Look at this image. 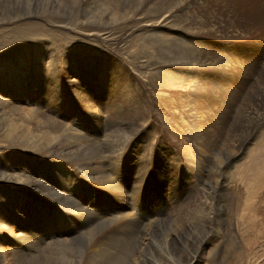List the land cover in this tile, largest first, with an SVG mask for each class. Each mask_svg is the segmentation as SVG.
I'll return each mask as SVG.
<instances>
[{
    "label": "rangeland",
    "instance_id": "374dc122",
    "mask_svg": "<svg viewBox=\"0 0 264 264\" xmlns=\"http://www.w3.org/2000/svg\"><path fill=\"white\" fill-rule=\"evenodd\" d=\"M188 5L191 11L187 8ZM167 16H169L167 26L166 23L160 22L159 25H155L148 22L150 18L158 17L161 20ZM261 18H264V0H0V31L3 29L4 34L9 36L21 29L18 31V36L16 35L18 40L14 48L2 58L4 59L2 63L18 69L20 61L25 60L23 73L18 74V77L25 75L31 87L34 83L38 92V97L33 99L31 104H27L29 106L26 107L27 111L22 103L19 104L24 97L18 96L17 88L15 90L8 82L0 88L4 92H9L8 94L16 93L18 98L13 101L6 100L4 106L9 107L5 110L3 106L5 111L0 114V134H3L0 137L3 136L1 141L3 140L2 145L5 150L1 155L4 177L0 181V189L13 193L18 199L22 196L23 199L17 206V209L21 210L19 212L21 217L15 223L19 222L18 224L25 229V236L32 237V220L35 217L32 215L38 211L35 206L33 208V204L42 203L40 208L46 213L43 215L38 211L41 214H37L40 216L38 219L40 223H47L45 225L55 229L66 224V221L61 219L66 217L65 213L62 210L56 212L53 203L43 201L42 193L45 191L39 186L38 171L44 166L43 164L60 160L62 151L66 149L65 140L68 138V132L75 133L78 130L88 132L98 125L99 119H104L108 125L114 127L113 131L106 135L105 148L108 150L115 148L110 147L108 142L122 144L121 159L117 163L123 168L120 179L122 182L129 179L131 181L130 186L127 182L126 185L123 184L117 196L112 192L111 194L99 192L105 199L100 200L102 201L100 206H110L108 208L111 210L129 203L130 214L134 218L140 220L142 215L140 210L144 208V213L149 215V221L159 222L158 226L152 227L154 230L151 228L153 234L148 240L152 241V247L146 250L145 259L152 260L151 255L155 253L158 255L159 251L163 250L165 235L171 233L176 223L186 221L194 223L203 220L202 216L199 217L197 206L201 199L202 185L207 180L216 182V191L213 193L214 206L211 210L213 214L210 217L207 234H200L199 230L193 227L196 240L201 242L195 255H190L195 259L193 264H264V201L260 202L262 198L264 199V190H258L257 195L249 197L250 187L247 190L242 184L247 182L244 176L247 173L248 163L251 164L253 157L261 158V160L257 158L258 164L264 162L262 159L264 158V21L262 22ZM205 19L211 22L218 33L209 34L205 29L207 34L190 35L194 34L192 30L197 28L199 23L206 21ZM17 45L20 47H16ZM201 47L202 50H199ZM196 53L197 55L204 53V56L212 53L214 57L220 58L218 61L210 60L214 66L209 63V72L204 76L207 81V92L215 93L213 100L217 98V101L214 106L204 105L203 109H198L195 105L196 111L192 113L194 116L189 114L187 122L182 123L177 118V114L184 103L181 95L184 91L183 86H186L189 79L187 78L186 81L180 79L183 70L179 67H183L189 59L196 57L200 60ZM100 82L102 85L99 84ZM98 88L101 89L100 94L97 93ZM84 96L88 98L85 105L81 103ZM221 101H228L226 109ZM62 104L66 106L65 109L62 108L64 107ZM171 104H174L173 107ZM221 107L223 111L219 110ZM236 109L242 112L246 110V112H254L256 116L254 125L249 127L246 122H242L239 130L233 134L235 137L232 135L227 139L225 136L228 133L227 129H231L227 122L237 115ZM82 112L83 116L80 114ZM93 113L94 116L91 117ZM38 116L39 118H36ZM207 116L209 120L206 119ZM188 124H196L195 128L202 127L205 133L208 131L206 135L212 140L213 148L217 142L220 143L221 150L224 142L227 144L223 145V148L226 145L229 150L225 151L226 161L219 174L211 159L208 165L204 163L203 169L199 170L196 176L183 175L184 163L187 161L182 149L184 144L179 138L184 129H187L185 125ZM16 136L18 138L14 139L13 137ZM87 136L91 138L89 134ZM193 141L195 140L187 142L189 148L192 144H196V141ZM25 149H28L27 152ZM137 152L140 155H136ZM21 158L24 159L22 172L18 169V162L10 164L11 160ZM18 176L20 180L15 182ZM221 184H225L223 189ZM74 186L66 187L62 196L66 194L65 197L73 201L79 193V198L85 202V207H89L92 211L96 210L99 200L92 193L93 199L89 200L88 184H83L85 189L82 187L80 190L77 188L79 186ZM70 200H68L69 204L72 203ZM59 202L69 206L65 199ZM0 207L8 209L3 202H0ZM255 210L258 212L256 213ZM95 215L99 216V213ZM70 222L73 232L68 234L67 241L53 242V245H48L46 229H39L41 236L38 238L39 244L33 243L31 249L33 252L27 257L22 254L18 243L6 237L7 264H69L81 252L87 251L86 242L91 238L94 230L98 232L101 228L107 230L106 223H103L102 219L91 224L82 218L74 217ZM18 233V229L15 228L14 235ZM108 233L111 237L117 234L120 238L126 234L114 227H108ZM193 236L188 243L187 241L181 243L179 240L169 247L172 259L178 261L183 248H186L188 253H193V249L188 247L194 242ZM38 245L41 249H37ZM133 245L134 243L131 246ZM157 255L154 262L152 261L153 264H162V260L156 261ZM175 261L166 264H174Z\"/></svg>",
    "mask_w": 264,
    "mask_h": 264
},
{
    "label": "bare ground",
    "instance_id": "6f19581e",
    "mask_svg": "<svg viewBox=\"0 0 264 264\" xmlns=\"http://www.w3.org/2000/svg\"><path fill=\"white\" fill-rule=\"evenodd\" d=\"M256 4V3H255ZM206 5V4H204ZM215 5V4H214ZM180 6V5H179ZM185 6V5H184ZM180 8V7H179ZM187 8L191 11L190 9V5L187 6ZM187 8H185L187 10ZM193 8V7H192ZM184 9V10H185ZM181 10V9H179ZM188 10V11H189ZM193 10V9H192ZM199 10V9H198ZM189 11V12H190ZM188 12V15H190ZM230 12V11H229ZM159 13V12H158ZM163 13V12H162ZM151 14V13H150ZM165 14V13H164ZM213 14V13H212ZM89 15V14H88ZM106 15V14H105ZM161 15V14H160ZM191 15H194L193 13H191ZM215 15V14H214ZM94 17V16H93ZM162 18V17H161ZM194 18H196L194 16ZM95 19V18H94ZM169 19V16H167L164 19L160 18L158 19V17L155 18H150V20L148 22H151L155 25H159L160 22L161 24H164L167 22V20ZM189 20V19H188ZM197 20V19H195ZM206 20V19H205ZM262 22L264 21V18H261ZM190 21V20H189ZM194 21V20H193ZM147 22V21H146ZM211 22L207 19L206 21H203L201 23H199V26L197 28H194L192 31L194 34H190V35H194L195 33H206L205 29H207V31L209 32V34L211 33H215L217 32L216 28L210 24ZM168 24L166 23L165 26H167ZM188 26V25H187ZM163 27V26H162ZM149 28V27H148ZM166 28V27H164ZM168 28V27H167ZM185 28V27H184ZM18 29V28H16ZM1 30V29H0ZM21 29H18V31H20ZM84 30V29H83ZM88 30V29H87ZM148 30V29H147ZM158 30V28H157ZM3 31V29H2ZM0 31V88L1 86H4V83L6 85V82H8L10 85L13 86V88L16 90V92H18V96H23L24 100L23 101H19V104L22 103V106H24V108L29 107L27 106V104H31L32 100L35 99L36 97H38L36 92V87L35 84L32 83L34 86L31 87L30 83L27 81V77L24 76H20L18 77V74L23 73V66L24 63L26 62L25 60H21L19 63V67H17L18 69H16L15 67H13L12 65L7 66L4 65L2 62L4 61V59H2L5 55H7L6 53H10V51L14 48L16 41L18 40V38H16V35L18 36V31H14L12 34H10L9 36L5 33L4 31L2 32ZM11 31V30H10ZM179 31V30H178ZM6 32V31H5ZM26 32V31H25ZM90 32V31H87ZM95 32V31H94ZM183 32V31H182ZM187 32V31H186ZM154 33V32H153ZM166 33V32H165ZM218 33V32H217ZM28 34V33H26ZM164 34V33H163ZM186 34V33H185ZM207 34V33H206ZM216 34V33H215ZM221 34V33H220ZM7 35V36H6ZM189 35V36H190ZM197 35V34H196ZM29 36V34L27 35ZM165 36V35H164ZM163 36V37H164ZM193 36V37H194ZM20 37V36H19ZM160 37V36H159ZM162 37V38H163ZM169 37V36H168ZM173 38V36H172ZM181 38V37H180ZM190 38V37H189ZM167 39V37H166ZM164 39V40H166ZM171 39V38H170ZM174 39V38H173ZM172 39V40H173ZM184 39V38H183ZM21 40V39H20ZM177 40V39H175ZM174 40V42H175ZM195 40V39H194ZM46 41V40H45ZM53 42V41H52ZM167 42V41H166ZM180 41L178 40L177 43H179ZM182 42V41H181ZM186 41H184L185 43ZM167 44V43H166ZM188 44V43H187ZM174 45V44H173ZM183 45V43L181 44ZM180 45V47H181ZM192 45V44H189ZM188 45V46H189ZM34 46V45H32ZM16 47H20V45L16 46ZM74 48V47H73ZM203 47H201L199 50H202ZM71 49V48H70ZM69 49V50H70ZM75 49V48H74ZM19 52V51H18ZM12 53H14V51H12ZM25 53V52H24ZM33 53V52H32ZM70 53V52H69ZM181 53V52H180ZM188 53V52H187ZM193 53V52H192ZM207 53V52H205ZM74 54V53H73ZM204 54V53H203ZM203 54L199 53L197 56L200 57L199 59H196V57L194 59H189L188 63L186 62L185 65L183 67H179L180 70H183L181 77L180 78L182 81H186V79H189V82L186 84V86L184 87V91L181 94L182 95V100H183V105H181L180 109L178 110V114H177V118L182 122V123H186V119L189 118V114L190 116L192 115V113H194L196 111L195 105L198 109H203L204 105H213L216 104L217 98L215 100H213V96L214 94H211V92H207V81L205 80L204 76L209 72V63L210 60L213 59H220L217 57H214L212 53H209V55L206 54V56H204ZM31 55V54H30ZM44 56V54H43ZM192 56V55H191ZM20 57V56H19ZM68 57V56H67ZM81 57V56H80ZM91 57V56H90ZM193 57V56H192ZM7 58V57H6ZM64 58V57H63ZM62 58V59H63ZM61 59V60H62ZM69 59V57H68ZM96 59V58H94ZM187 59V57H186ZM202 59V60H201ZM78 60V59H77ZM224 61V60H222ZM70 62V61H69ZM74 62V60H73ZM79 62V60H78ZM97 62V61H96ZM18 63V62H17ZM50 63V62H49ZM75 63V62H74ZM110 63V62H109ZM225 63V62H224ZM15 64V63H14ZM64 64V63H63ZM83 64V63H82ZM102 64V63H101ZM41 65V64H40ZM71 65V64H70ZM210 65H212L210 63ZM220 65V64H219ZM31 66V65H30ZM29 66V68H30ZM45 66V65H44ZM47 66V65H46ZM79 66V65H78ZM214 66V64L212 65ZM231 66V65H230ZM70 67V66H69ZM74 67V66H71ZM76 67V66H75ZM177 67V68H178ZM220 67V66H219ZM98 68V67H97ZM100 68V67H99ZM213 68V67H211ZM72 69V68H71ZM95 69V68H94ZM103 69V68H102ZM101 69V70H102ZM218 69V68H217ZM73 70V69H72ZM77 70V69H76ZM112 70V69H111ZM228 70V69H227ZM26 72V71H25ZM243 72V71H242ZM103 72H101L102 74ZM233 73V72H232ZM93 74V73H92ZM212 74V73H211ZM79 75V74H78ZM96 75V74H95ZM99 75V74H97ZM180 76V75H179ZM29 77V76H28ZM39 77V76H38ZM42 77V76H41ZM83 77V76H82ZM81 77V78H82ZM85 77V76H84ZM99 77V76H98ZM36 78V77H35ZM34 78V79H35ZM40 78V77H39ZM18 79H19V83H18ZM30 79V78H29ZM38 79V78H37ZM41 79V78H40ZM94 79V78H93ZM96 79V78H95ZM105 79V78H104ZM115 79V78H114ZM113 79V80H114ZM179 79V80H180ZM45 80V79H44ZM63 80V79H62ZM74 80V79H73ZM80 80V79H79ZM83 80V79H82ZM31 81V80H30ZM38 81V80H37ZM94 81V80H93ZM97 81V80H95ZM36 82V81H35ZM42 85L43 84V81ZM65 81H63L64 83ZM109 82V81H108ZM39 83V82H38ZM26 84V86H25ZM28 84V85H27ZM65 84V83H64ZM67 84V83H66ZM101 84V82L99 83ZM106 84V83H105ZM41 85V84H40ZM55 85V84H54ZM53 85V86H54ZM63 85V84H62ZM72 85V84H71ZM95 85V84H94ZM102 85V84H101ZM100 85V86H101ZM68 86V85H67ZM84 86V85H83ZM92 86V85H91ZM99 86V85H98ZM99 86V87H100ZM41 87V86H40ZM62 87V86H61ZM82 87V86H81ZM90 87V86H89ZM87 88V87H86ZM91 88V87H90ZM93 88H95L93 86ZM211 88V87H210ZM45 89V87H44ZM64 89V88H63ZM99 89V88H98ZM9 90V89H8ZM58 90V89H57ZM68 90V89H67ZM73 90V89H72ZM103 90V89H102ZM87 91V90H86ZM101 91V89H99V91L97 92L98 94H100L99 92ZM174 91V90H173ZM40 92V91H39ZM68 92V91H67ZM75 92V91H74ZM89 92V91H88ZM91 92V91H90ZM9 93V92H8ZM7 92H4L3 90L0 89V114L1 112L5 111L7 107L5 108L4 103H7L6 100H11L13 101L14 99H18L17 98V94L13 93V94H8ZM73 92H71L72 94ZM79 93V92H78ZM92 93V92H91ZM104 93V92H101ZM70 94V95H71ZM80 94V93H79ZM95 94V93H94ZM105 94V93H104ZM103 94V95H104ZM178 94V93H177ZM68 95V94H66ZM86 95V94H85ZM96 95V94H95ZM221 95V94H220ZM99 96V95H98ZM105 96V95H104ZM179 96V95H178ZM217 96V95H216ZM62 98V97H60ZM65 98V97H64ZM70 98V97H69ZM75 98L77 99V96H75ZM97 98V97H96ZM106 98V97H105ZM179 98V97H178ZM215 98V97H214ZM224 98V97H223ZM54 99V98H53ZM67 99V98H66ZM84 105L88 102V98L84 96V98L81 99ZM97 100V99H96ZM106 100V99H105ZM181 100V101H182ZM228 100V98H227ZM232 100V99H230ZM43 101V100H42ZM69 101V100H68ZM67 101V102H68ZM71 101V100H70ZM99 101V100H98ZM101 101V100H100ZM219 101V100H218ZM34 102V101H33ZM62 102V101H61ZM60 102V103H61ZM66 102V101H65ZM95 102V101H94ZM180 102V101H179ZM223 106L225 105V109H226V105L228 104V101H221ZM231 102V101H230ZM64 103V102H63ZM71 103V102H70ZM234 103V102H231ZM56 104V103H55ZM90 104V102H89ZM131 104V103H130ZM180 104V103H179ZM54 105V104H53ZM63 105V104H62ZM66 105V104H65ZM77 105V104H76ZM91 105V104H90ZM94 105V104H93ZM174 105V104H173ZM173 105L171 104V107H173ZM5 110H3L4 108ZM50 106V105H49ZM64 106V105H63ZM69 106V105H68ZM67 106V107H68ZM73 106V105H72ZM87 106V105H86ZM177 105H175L176 107ZM179 106V105H178ZM214 106V105H213ZM244 106V105H243ZM60 107V106H59ZM62 107V106H61ZM84 107V106H83ZM22 108V107H21ZM63 109L66 108V106L62 107ZM81 108V107H80ZM177 108V107H176ZM216 108V107H215ZM219 108V107H218ZM27 109V108H26ZM36 109V108H35ZM101 109V108H100ZM257 109V108H256ZM11 110V109H10ZM95 110V108L93 109ZM219 110L223 111V107H221ZM237 110V109H236ZM28 111V109H27ZM31 111V110H29ZM74 111V110H73ZM85 111V110H84ZM91 111V110H90ZM172 111V110H171ZM220 111V112H221ZM228 111V110H227ZM237 115L234 117L233 120L227 122L229 123V126L231 127V129H227L228 133L226 136L227 139H229V137H231L234 133H236L239 130V127L241 125L242 122H246L247 125L250 127L251 125L253 126V121L256 118L255 113L254 112H242L240 111V109L237 110ZM256 111V110H255ZM9 112V111H8ZM11 112V111H10ZM21 112V111H20ZM41 112V111H40ZM94 112V111H93ZM208 112V111H207ZM259 112V111H258ZM264 112V111H263ZM7 113V112H6ZM39 113V112H36ZM71 113V112H69ZM105 113V112H103ZM214 113V112H213ZM224 113V112H223ZM29 114V113H27ZM26 114V115H27ZM31 114V112H30ZM82 114L81 116H83V112L80 113ZM108 114V113H107ZM175 114V112H174ZM13 115V114H12ZM18 115V114H17ZM23 115V114H22ZM87 115V114H86ZM206 115V114H205ZM208 115V114H207ZM222 115V113H221ZM1 116V115H0ZM5 116V115H4ZM3 116V117H4ZM8 116V113H7ZM10 116V115H9ZM8 116V117H9ZM14 116V115H13ZM12 116V117H13ZM36 116V114H35ZM94 116V113L91 114V117ZM111 116V115H110ZM194 116V115H192ZM218 116V115H217ZM255 116V117H254ZM86 117V116H85ZM103 117V115H102ZM112 117V116H111ZM203 117V116H202ZM211 117V116H210ZM226 117V116H225ZM260 117V116H259ZM262 117V116H261ZM36 118H39L36 117ZM82 118V117H81ZM80 118V119H81ZM208 118V119H207ZM4 119V118H3ZM79 119V120H80ZM87 119V118H86ZM175 119V118H174ZM196 118H194L195 120ZM201 119V118H200ZM207 120H209V116L206 117ZM14 120V119H13ZM12 120V121H13ZM17 120V119H15ZM25 120V119H24ZM57 120V119H56ZM90 120V119H89ZM98 120V117H97ZM193 120V119H192ZM205 120V119H203ZM257 120V119H256ZM11 121V122H12ZM23 121V120H22ZM92 121V120H91ZM141 121V120H140ZM178 121V123L180 122ZM197 121V119H196ZM206 121V120H205ZM227 121V120H226ZM1 122V121H0ZM3 122V121H2ZM10 122V121H9ZM42 122V121H40ZM76 122V121H75ZM194 122V121H192ZM191 122V123H192ZM207 122V121H206ZM221 122V121H220ZM14 123V122H13ZM12 123V124H13ZM39 123V122H38ZM84 123V122H83ZM96 123V122H95ZM112 123V122H111ZM213 123V122H212ZM222 123V122H221ZM220 123V124H221ZM225 123V124H227ZM5 124V123H4ZM24 124V123H23ZM23 124H20L21 126ZM31 124V123H30ZM29 124V125H30ZM33 124V123H32ZM97 124V123H96ZM194 124V123H193ZM193 124H188L185 125L187 126V129L185 128L180 141L182 144H184L183 148L184 149V153L186 154L185 157V161H187L186 163H184V167H183V175L186 177H189V174H192L193 176H196V174L199 173V170L203 169L204 167V163H206L207 165L209 164V161L211 160L214 164L215 167H217V174H219L221 172V167L225 164L226 158H225V151L229 150L228 147H226V143L224 142L225 147L223 148L222 145V150L221 148H219L220 143L217 142L216 145L213 148V143L211 144L212 140H210L206 133L208 132H204L202 131V127L200 128H195V125ZM209 124V122H208ZM223 124V123H222ZM224 124V125H225ZM9 125V124H8ZM39 125V124H38ZM47 125V124H45ZM130 125V124H129ZM11 126V125H10ZM13 126V125H12ZM14 126L16 127L17 125L14 124ZM32 126V125H31ZM35 126V124H34ZM42 126V125H41ZM87 126V125H86ZM92 126V125H91ZM115 126V125H114ZM243 126V125H242ZM6 128L9 126H5ZM13 127V128H15ZM25 127V126H22ZM89 127V126H88ZM181 127V126H180ZM204 127V126H203ZM224 127V126H223ZM11 128V127H10ZM12 128V129H13ZM17 128V127H16ZM29 128V126L27 127ZM58 128V127H57ZM75 128V127H74ZM184 128V127H183ZM40 129V128H39ZM45 129V128H44ZM43 129V130H44ZM114 127L111 125H108V122L106 123L103 120H98V125L91 128L88 132L85 130H78V132H71L70 129L68 132V138L67 140H65L66 142V149L62 151V155L59 157L60 160L52 162V163H46L43 164L44 166L41 168V170L39 169L38 171V176L40 177V182H39V186L40 188L43 189V191H45L44 193V199L43 201L46 202H51L54 205V210L56 212H58L59 210H62L66 217L65 218H61L62 220L64 219V221H66V224L64 225H60L59 229H55V228H49L47 225V223H40V221L38 219H40L38 215H41L38 211L42 212L43 215H46V213H44V211L42 210V208H40V205H35L33 204V208L34 206L36 208H38V211L36 214L33 213L32 216L34 220H32V237H26L25 236V229L22 228L18 223L16 224V220L18 221V219H20L19 217L20 214L19 209H17V206L19 205L20 200H22V196L21 199H18L17 196H15L13 193L11 194L8 193L7 191L1 190L0 189V202L6 203V205L8 206V209L6 210L5 208L3 209V207H0V264H7L6 261V256H5V248L7 245V238H9L11 241L13 240L14 242L18 243V247L20 248V250L23 252L22 254H25L26 257L27 255L30 254L31 249L33 248V243L38 242V238L41 237L39 234L40 230L46 229V235L48 236V240L49 243L48 245H53V242L59 243V242H64L67 241L68 238V234L73 232L71 231L72 227H71V222L70 220H73L74 217H78V218H82L84 220H86L88 223H95L98 222L99 219H102L103 223H106V227L107 230H104L103 228H101L100 232H98V230H94V233L92 234L91 238H89L86 242V246H87V251L85 252H81L78 256H76L73 260L70 261L69 264H153L155 256L157 255L156 253L151 255L149 260L145 259L144 257L146 256L145 252L148 248L152 247V244L150 240H148V237L151 236L153 234V231H151L152 227L158 226L159 222L157 220L154 221H149V215L147 213H144V208H141L140 212H141V217L139 218L140 220L136 219L133 217V215L130 214V206L128 204H122L120 206V208L117 209H109L108 207L110 206H100V203L105 200L104 198H102L99 194V192L102 193H109L115 196H117L120 192V188L124 185H126V182L129 183L130 186V179L126 182H122L120 179V174L122 172V165L119 166L117 163L118 161L121 159V150H122V144H117V142H108V145L110 147H115L111 150H108L107 148H105V142H106V135H108L109 133H111L113 131ZM121 129V128H120ZM205 129V128H204ZM246 129V128H244ZM243 129V130H244ZM4 130V129H2ZM8 130V129H6ZM15 130V129H14ZM21 130V129H20ZM24 130V129H23ZM27 130V129H26ZM25 130V131H26ZM42 130V129H41ZM54 130V129H52ZM56 130V129H55ZM63 130V128H62ZM117 130V128H116ZM125 130V129H124ZM24 131V132H25ZM34 131V130H33ZM39 131V130H38ZM46 131V130H45ZM15 132V131H14ZM21 132V131H20ZM35 132V131H34ZM55 132V131H54ZM64 132V131H62ZM132 132V131H131ZM213 132V131H212ZM219 132V131H218ZM251 132V131H250ZM13 133V132H12ZM17 133V132H16ZM23 133V132H22ZM44 132H41V134H43ZM48 133V132H47ZM50 133V131H49ZM77 133V134H76ZM246 133V130L244 132V134ZM2 134V133H1ZM0 134V135H1ZM11 134V133H10ZM20 134V133H19ZM35 134V133H34ZM87 134H89L91 136V138H88ZM115 134V133H114ZM243 134V133H242ZM251 134V133H250ZM3 135V134H2ZM17 134H14V136ZM26 135V134H25ZM40 135V134H39ZM38 135V136H39ZM45 135V134H44ZM52 135V134H51ZM237 135V134H236ZM20 136V135H19ZM127 136V134H126ZM222 136V135H220ZM219 136V137H220ZM224 136V137H225ZM3 137V136H2ZM0 137V181H2L3 177H4V171H3V167H1L2 164V159H1V155L3 154V150L4 147L2 145V141ZM61 137V136H60ZM223 137V138H224ZM233 137H235L233 135ZM14 139L18 138L13 137ZM39 138V137H38ZM118 138V137H117ZM126 138V137H125ZM222 138V137H221ZM7 139V138H6ZM11 139V137H10ZM29 139V138H28ZM142 139V138H141ZM192 139H194L196 141V144H192V146H190L191 148H189L187 146L188 141H191ZM9 140V139H8ZM13 140V139H12ZM116 140V139H115ZM143 140V139H142ZM223 140V139H222ZM238 140V139H237ZM14 141V140H13ZM20 141V139H19ZM119 141V140H118ZM141 141V140H140ZM193 141V142H195ZM5 142V141H4ZM42 142V141H41ZM223 142V141H222ZM241 142V141H240ZM59 143V142H58ZM120 143V142H119ZM229 144V142H227ZM43 144V143H42ZM231 144V143H230ZM62 145V144H61ZM244 145V144H243ZM138 146V145H137ZM141 146V145H140ZM229 146V145H228ZM23 147V146H22ZM25 147V146H24ZM23 147V148H24ZM59 147V146H58ZM147 147V146H146ZM149 147V146H148ZM151 147V145H150ZM149 147V148H150ZM231 147V146H230ZM21 148V146H20ZM224 149V150H223ZM22 150V149H20ZM27 152L28 149H25ZM134 150V149H133ZM148 150V148H147ZM5 151V150H4ZM18 151V150H17ZM49 151V149L47 150ZM23 152V150H22ZM147 153V152H146ZM227 153V152H226ZM252 153V152H251ZM15 154V153H14ZM145 154V153H144ZM8 155V154H7ZM11 155V154H10ZM16 155V154H15ZM51 155V154H50ZM134 155V154H133ZM136 155H140V153ZM227 155V154H226ZM255 155V154H254ZM257 155V154H256ZM21 156V155H20ZM260 156V155H259ZM17 157V156H16ZM22 157V156H21ZM62 157V158H61ZM262 157V156H261ZM264 157V156H263ZM10 158V157H9ZM254 159H252L251 164L248 163V168H247V173L245 174V180L247 182H242L243 186H245V188L248 190V187H250V191L248 192L249 197H253L256 192L258 190L263 189L264 190V162H260V164H258V159L260 158H256L253 157ZM8 159V158H7ZM6 159V160H7ZM57 159V158H56ZM257 159V162H256ZM264 159V158H262ZM261 160V158H260ZM15 162H18L19 164V171L22 172V168L24 167V159H14L11 160L12 164ZM57 162H59L57 164ZM36 163V162H35ZM205 164V166H206ZM41 165V164H40ZM133 165V164H132ZM229 165V164H228ZM13 166V165H12ZM213 166V167H214ZM26 167V166H25ZM139 167V166H138ZM142 169V167H141ZM145 171V169H143ZM143 170H141V172H143ZM215 170V169H214ZM211 171V170H210ZM220 171V172H219ZM224 171V170H223ZM20 172V173H21ZM24 172V171H23ZM140 172V173H141ZM147 172V171H146ZM145 174V173H144ZM42 175V176H41ZM123 175V174H122ZM144 176V175H143ZM142 176V177H143ZM16 177V176H15ZM19 177V176H18ZM29 177V176H28ZM200 177V175H199ZM243 177H241L242 179ZM25 179V178H24ZM20 177L19 178H15V182H19ZM143 179H141L142 181ZM201 180V179H200ZM239 180V179H238ZM22 181V180H21ZM188 181H190L188 179ZM197 181V179H196ZM14 182V183H15ZM199 182V180H198ZM202 182V181H201ZM72 183V184H71ZM88 184V189L90 192V197L89 200L93 199V196H91V193L96 196L99 200V204L97 205L98 208L96 210H91L89 207L86 208L85 207V202L81 201V198H79V193L78 195H76L73 199V201L70 200L69 197H65L62 196L65 193V188L69 187L70 185H75V186H79L77 187L78 190H80L83 186V184ZM241 183V182H240ZM18 184V183H17ZM200 184V183H199ZM128 185V184H127ZM74 186V187H75ZM91 186V187H90ZM5 187V186H4ZM13 187V186H12ZM203 190L201 192V199L200 202L197 206V210L199 213V217L202 216L203 220L200 219L199 221L196 222H192V221H186L183 223H176L172 230L171 233L165 235V241L163 242L164 244V248L162 251H159V254L157 255V260H162V264H166V263H170L171 261H175L174 259L171 258L170 256V249L169 247H171V245H175L179 240L181 241V243H185V241H189V239L191 238V236H193L194 232H193V227H196L197 230H199L198 233L200 234H207L208 230H209V222L211 220V210L213 208V202H214V198H213V193L216 191V182L214 181H205L204 184L202 185ZM222 189L225 187V184H221ZM19 190V189H18ZM72 191V190H71ZM75 192V191H74ZM119 192V193H118ZM125 192V191H124ZM69 194V193H68ZM124 195V194H123ZM257 195V194H256ZM73 196V194H72ZM6 197V199L4 198ZM240 197V196H239ZM257 197V196H255ZM25 199V198H24ZM61 199H65L67 200V204H69L68 200H70L72 203L69 204V206L61 204V202H59ZM102 200V201H100ZM109 200V198H108ZM264 199L262 198V200L260 201L261 203H263ZM121 202V201H120ZM172 203V202H171ZM21 204V203H20ZM25 205V204H24ZM108 205V203H107ZM22 208V207H21ZM26 208V207H25ZM24 208V209H25ZM251 208V207H250ZM23 209V210H24ZM27 211H30V209L27 207L26 208ZM254 209V208H253ZM67 210V211H66ZM101 211V213H100ZM133 211V210H132ZM10 212V213H9ZM97 212L99 213L98 215H95V213L97 214ZM255 212L257 213L258 210H255ZM49 213V212H48ZM135 213V211L133 212ZM38 214V215H37ZM137 214V213H136ZM135 214V215H136ZM38 217H37V216ZM13 217H15L13 219ZM173 219V218H172ZM189 220V219H188ZM21 221V220H20ZM61 221V222H64ZM76 221V220H75ZM164 221V220H163ZM172 221V220H171ZM174 221V220H173ZM179 221V220H178ZM162 222V221H161ZM41 224V226H39L38 224ZM79 223V222H78ZM157 225H156V224ZM164 223V222H163ZM161 223V224H163ZM166 223V222H165ZM87 224V223H86ZM160 224V225H161ZM168 224V223H167ZM27 225V224H26ZM24 225V227L26 226ZM172 225V224H170ZM23 226V225H22ZM97 226V225H96ZM108 227H114V229L117 230H122L124 231L126 234L120 238L119 236H117V234L115 236L111 237V234L108 233ZM162 227V226H160ZM17 228L18 229V235H14V229ZM85 228V227H84ZM159 227H157L158 229ZM27 229V228H26ZM40 229V230H39ZM153 229V228H152ZM155 229V231L157 230ZM167 229V228H166ZM154 230V229H153ZM23 231V232H21ZM76 231V230H75ZM93 231V230H91ZM196 231V230H195ZM201 231V232H200ZM90 232V231H89ZM162 232V231H161ZM24 233V234H22ZM197 233V234H198ZM210 233V232H209ZM28 234V233H27ZM73 235V234H72ZM70 236V235H69ZM84 236V235H83ZM82 236V237H83ZM130 236V237H129ZM188 236V238H186ZM85 237V236H84ZM47 238V237H46ZM79 238V237H78ZM130 238V239H129ZM133 238V239H132ZM87 239V238H86ZM80 240V239H79ZM131 240V241H130ZM12 241V242H13ZM161 241V240H160ZM159 241V242H160ZM183 241V242H182ZM193 244L192 246H188L189 248L193 249V253L190 254L188 253V251L186 250V248H183V251L181 253V258H179L178 261H175L174 264H193L194 262V256L195 255V251L199 250V246H201V242H198L195 238V235L193 236ZM41 242V240H40ZM73 242V241H72ZM84 242V241H83ZM134 243L133 246L132 243ZM158 242V241H157ZM162 242V241H161ZM70 243V242H69ZM131 243V244H130ZM39 244V242L37 243ZM74 244V243H73ZM162 244V243H161ZM12 245V244H11ZM41 245V244H40ZM65 245V244H64ZM195 245V247L193 246ZM59 246V245H58ZM71 246V245H70ZM77 246V245H76ZM37 249H41L38 248V246H36ZM64 247V246H61ZM79 247V246H78ZM82 247V246H81ZM158 247V246H157ZM52 248V247H51ZM66 248V247H65ZM36 249V250H37ZM82 248H80L81 251ZM155 249V248H154ZM158 249V248H157ZM15 250V249H14ZM52 250V249H51ZM61 250V249H60ZM73 250V249H71ZM62 251V250H61ZM33 252V251H32ZM31 252V253H32ZM73 252V251H72ZM78 252V251H77ZM67 253V252H66ZM34 254V253H33ZM65 254V253H63ZM75 254V253H74ZM77 254V253H76ZM192 255V256H190ZM64 256V255H62ZM65 258V257H64ZM72 259V258H71ZM153 261V262H152ZM60 262V261H59ZM63 262V261H62ZM66 262V261H65ZM155 264V263H154Z\"/></svg>",
    "mask_w": 264,
    "mask_h": 264
}]
</instances>
